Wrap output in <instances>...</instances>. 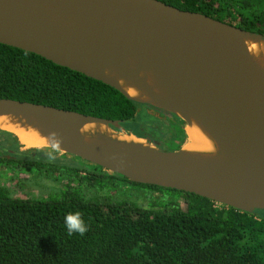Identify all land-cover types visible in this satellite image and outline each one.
<instances>
[{
	"label": "water",
	"instance_id": "95a60500",
	"mask_svg": "<svg viewBox=\"0 0 264 264\" xmlns=\"http://www.w3.org/2000/svg\"><path fill=\"white\" fill-rule=\"evenodd\" d=\"M246 37L264 40V34L160 0H0L1 43L172 113L184 129L193 120L201 123L229 154L238 177L249 184L235 198L197 178L192 165L210 166L213 176L224 165L186 158V143L172 151L150 142L151 148L108 152L86 143L80 128L98 123L147 139L130 133L119 121L32 102L2 98L0 114L42 118L58 135L61 151L127 180L194 193L241 211L264 210V70L254 61ZM130 57L142 60L144 69L158 77L159 90L138 73L123 70L126 80L150 100L133 98L107 75L111 67L124 69Z\"/></svg>",
	"mask_w": 264,
	"mask_h": 264
},
{
	"label": "trees",
	"instance_id": "16d2710c",
	"mask_svg": "<svg viewBox=\"0 0 264 264\" xmlns=\"http://www.w3.org/2000/svg\"><path fill=\"white\" fill-rule=\"evenodd\" d=\"M199 12L247 31L264 34V0H160ZM53 106L119 121L130 133L160 149L178 150L186 142L180 118L127 97L120 90L36 53L0 42V99ZM148 107L173 118L139 117ZM155 124L168 126L169 141L151 136ZM14 135L0 131V167L16 163L53 167L103 187L108 172L68 154L46 155L48 148L21 150ZM181 198L158 209L128 202L88 199L65 185L48 198H18L0 186V264H264V210L241 211L194 193L131 182ZM116 177V178H118ZM80 212L84 235H68L65 216Z\"/></svg>",
	"mask_w": 264,
	"mask_h": 264
},
{
	"label": "bare ground",
	"instance_id": "6f19581e",
	"mask_svg": "<svg viewBox=\"0 0 264 264\" xmlns=\"http://www.w3.org/2000/svg\"><path fill=\"white\" fill-rule=\"evenodd\" d=\"M79 23L83 24L82 22ZM246 42L254 61L264 70V40L260 41L246 37ZM123 70L138 73L142 80L159 90L158 84L160 86V82L157 75L144 69L142 60L130 57L124 69L111 67L107 70V75L111 79L118 81L124 90L133 98L150 100L137 87L126 80L124 75H122ZM0 128L16 134L20 142L27 148L50 147L49 143H51V140L49 143L47 142L51 134L54 133L48 123L42 118L25 114H0ZM186 133L189 137L183 150L186 158L191 159L192 157H196L210 160V163L215 162V165H224L217 176L211 175L208 169L210 166L205 167L200 163L195 167L192 165V171L197 178L216 187L230 198H235L238 193L242 192L243 185L248 183L238 177L232 159L226 150L221 146L216 137L196 120H193L192 123L186 126ZM54 134L55 136L52 137V140H59L58 135L56 133ZM80 134L86 143L108 152H116L119 148L152 147L149 140L139 139L125 133L119 134L110 127L98 123L83 126L80 128ZM60 147L63 150L61 143ZM137 175L150 179L148 175L142 172H137Z\"/></svg>",
	"mask_w": 264,
	"mask_h": 264
},
{
	"label": "rangeland",
	"instance_id": "374dc122",
	"mask_svg": "<svg viewBox=\"0 0 264 264\" xmlns=\"http://www.w3.org/2000/svg\"><path fill=\"white\" fill-rule=\"evenodd\" d=\"M138 113L140 118L148 120L151 116L160 119L165 116L163 113L145 106H142ZM165 118L169 119L170 117L165 116ZM184 127L183 124V129ZM167 128L168 126L165 124H155L151 130V136L165 143V141L171 140ZM187 142L188 135L185 143ZM21 146V150L27 149L23 144ZM59 154L66 153L60 151ZM72 161L77 160L72 159ZM100 172L107 173L109 171L101 170ZM109 174H112V172H109ZM104 183L103 187L92 185L85 182V180H81L80 175L62 169L57 170L55 167L52 169L50 167L37 168L16 163L0 167V186L7 188L14 197L18 198H48L59 192L65 185H71L80 188L88 199L106 202H128L147 209H158L159 203L164 201L183 203L179 197H171L157 190L138 187L121 178L106 177Z\"/></svg>",
	"mask_w": 264,
	"mask_h": 264
},
{
	"label": "clouds",
	"instance_id": "9594fccd",
	"mask_svg": "<svg viewBox=\"0 0 264 264\" xmlns=\"http://www.w3.org/2000/svg\"><path fill=\"white\" fill-rule=\"evenodd\" d=\"M55 134H51L49 137V141L51 140V143H49L50 146V151L46 153L48 158L50 160H54L55 156L53 153L55 152H60L61 147H60V141L59 140H52V137H54ZM65 225L68 230V235L71 236L74 233H79L80 235H84L88 231V226L85 224L84 220L81 217L80 212H75V213H69L65 216Z\"/></svg>",
	"mask_w": 264,
	"mask_h": 264
},
{
	"label": "flooded vegetation",
	"instance_id": "af4514ba",
	"mask_svg": "<svg viewBox=\"0 0 264 264\" xmlns=\"http://www.w3.org/2000/svg\"><path fill=\"white\" fill-rule=\"evenodd\" d=\"M152 109V108H151ZM155 110V109H154ZM156 111H159V110H156ZM159 112H161V111H159ZM166 115V114H165ZM167 116V115H166ZM169 117V116H168ZM171 121H174L175 122V120H173V118H169ZM69 155V154H68ZM70 156H73V155H70ZM76 157V156H75ZM77 158V157H76ZM77 161H79V162H83L80 158H78V159H76ZM86 162V161H85ZM87 163H89V162H87ZM89 164H91V163H89ZM92 165H94V164H92ZM103 170H105V169H103ZM102 173H105V172H102ZM109 173V172H108ZM115 173H112V174H110L111 176H113V177H118V176H115L114 175ZM118 175V174H117ZM118 178H120V177H118Z\"/></svg>",
	"mask_w": 264,
	"mask_h": 264
},
{
	"label": "crops",
	"instance_id": "0c3cea01",
	"mask_svg": "<svg viewBox=\"0 0 264 264\" xmlns=\"http://www.w3.org/2000/svg\"><path fill=\"white\" fill-rule=\"evenodd\" d=\"M164 115H165V114H164ZM165 116H166V115H165ZM165 116H164V118H163V119H166V118H165ZM185 129H186V128H185ZM188 139H189V137H188Z\"/></svg>",
	"mask_w": 264,
	"mask_h": 264
}]
</instances>
